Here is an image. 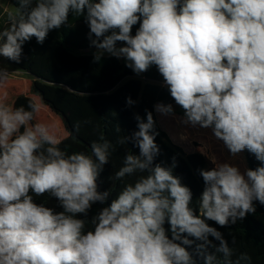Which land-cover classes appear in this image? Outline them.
<instances>
[{"label":"clouds","instance_id":"obj_1","mask_svg":"<svg viewBox=\"0 0 264 264\" xmlns=\"http://www.w3.org/2000/svg\"><path fill=\"white\" fill-rule=\"evenodd\" d=\"M0 28V83L20 63L26 42L43 44L69 17L88 26L99 63L107 54L135 75L153 66L173 103L154 111L208 129L231 157L247 152L259 162L241 168L210 158L199 169L203 191L193 192L161 149L153 111L135 116L138 130L113 181L115 197L100 190L113 150L103 136L91 152L68 153L51 128L37 121L41 104L0 100V264H251L217 227L236 224L264 206V0H16ZM130 97L127 104L132 105ZM175 105V107H174ZM48 196L55 207L37 202ZM94 206H99L93 213ZM211 238V239H210ZM218 241V244L213 243ZM233 243L235 239L233 238ZM214 249V251L210 250ZM219 254V255H218Z\"/></svg>","mask_w":264,"mask_h":264},{"label":"trees","instance_id":"obj_2","mask_svg":"<svg viewBox=\"0 0 264 264\" xmlns=\"http://www.w3.org/2000/svg\"><path fill=\"white\" fill-rule=\"evenodd\" d=\"M7 1L16 9V0ZM2 13L0 8V15ZM5 22H8V13L3 14L0 28ZM88 32L82 18L70 15L68 24L51 31L42 45L35 38L26 42L20 63L6 61L29 74L32 79L31 93L38 95L43 104L63 120L69 136L61 140L62 150L90 154L91 143L101 136L111 142L113 150L109 164L105 166L98 183L100 190H110L112 197L119 193L123 183L133 182L140 175L126 177L123 183L110 179L122 166L126 153L139 152L131 142L120 144L118 141L138 130L137 114L146 118L145 110L153 111L159 133L156 143L161 149L157 162L170 166L172 158H176L174 174L191 188L192 206L198 208L203 184L184 149L161 128L154 111V105L158 102L174 104L167 89L162 86V77L153 66L143 73L142 79L136 78L120 60L110 56H104L99 63L94 62L93 53H86L95 50L90 47ZM129 97L135 101L134 104H127ZM29 99L34 100L28 95H20L13 105L26 107ZM175 114L183 116V111L175 110ZM244 156L248 167L259 166L254 156L247 152ZM36 199L60 210L57 202L48 196ZM98 207L94 206L93 213ZM256 207L255 214H249L244 220L229 226L227 236L235 239V243L230 245L234 251L246 252L251 256V264H264V206L257 204ZM213 243L218 244L215 240Z\"/></svg>","mask_w":264,"mask_h":264},{"label":"rangeland","instance_id":"obj_3","mask_svg":"<svg viewBox=\"0 0 264 264\" xmlns=\"http://www.w3.org/2000/svg\"><path fill=\"white\" fill-rule=\"evenodd\" d=\"M6 2L7 0H0V3ZM12 11L14 12L15 8L12 7ZM95 51L96 49L86 53L94 54ZM105 56L108 55L106 54ZM120 61L125 65L123 60ZM4 65L8 68L10 75L5 82L0 83V100H5L6 98V102L9 105H13L14 100L20 95H28L32 97L37 103L41 104V109L37 114L36 122H41L48 125L60 141L67 138L69 134L61 117L56 115L51 111L50 108L45 106L38 95L31 93L32 79L30 78L29 74L10 65L8 66L5 63ZM135 77L142 79L143 74L140 76L135 75ZM176 110L181 109L176 107ZM156 115L161 128L169 135L173 142L186 149L187 157L202 184L203 180L199 175L198 170L211 168L213 165L210 162V158L212 157H215L217 162H229L235 164L239 166L241 170L248 167L244 154H241L237 157H231L223 146L222 142L216 140L212 136L210 130L201 129L198 127L193 128L191 126L184 125L181 123L183 116H179L177 114L169 117L161 116L157 113ZM208 223L211 226L217 227L218 230L224 234V237L228 240L229 245L233 243V238L229 235L227 236V228L231 225L226 228H220L218 225H215L214 222L209 221ZM240 253V251H234L233 259H235ZM252 264L257 263L254 262Z\"/></svg>","mask_w":264,"mask_h":264},{"label":"crops","instance_id":"obj_4","mask_svg":"<svg viewBox=\"0 0 264 264\" xmlns=\"http://www.w3.org/2000/svg\"><path fill=\"white\" fill-rule=\"evenodd\" d=\"M1 5V9H3V13L2 15H0V21L2 20V17H3V14L4 13H10V12H13L12 11V6L11 4L7 1L6 3H0ZM8 24V22H5L4 25L2 26L3 27H6ZM4 63L7 64L8 66L10 65L6 60H4ZM11 66V65H10ZM13 67V66H12ZM173 141V140H172ZM175 143V142H174ZM181 147V146H180ZM184 151L186 152V149L183 147ZM244 154V153H243Z\"/></svg>","mask_w":264,"mask_h":264}]
</instances>
